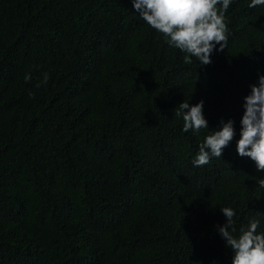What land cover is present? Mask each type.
I'll list each match as a JSON object with an SVG mask.
<instances>
[{"label": "trees", "instance_id": "trees-1", "mask_svg": "<svg viewBox=\"0 0 264 264\" xmlns=\"http://www.w3.org/2000/svg\"><path fill=\"white\" fill-rule=\"evenodd\" d=\"M250 3L232 0L224 50L198 66L132 0H0V264H232L224 207L237 235L264 232V171L236 150L264 75ZM201 100L208 129L183 132L174 110ZM229 119L222 157L195 167Z\"/></svg>", "mask_w": 264, "mask_h": 264}, {"label": "clouds", "instance_id": "clouds-1", "mask_svg": "<svg viewBox=\"0 0 264 264\" xmlns=\"http://www.w3.org/2000/svg\"><path fill=\"white\" fill-rule=\"evenodd\" d=\"M139 16L154 30L161 33L170 47L185 53L184 62L191 64L192 58L199 65L212 63L214 50L223 51L227 43L228 25L225 13L232 0H132ZM264 5V0H251L249 7ZM219 44L220 48L216 49ZM47 77H45V82ZM251 92L244 97V112L240 120L239 140L236 150L239 156L249 157L258 171H264V75L258 83L251 85ZM204 101L194 105L182 102L174 110L183 119V132L199 133L208 129V121L203 115ZM236 136L234 121L221 120L219 130H212L193 161L195 167L206 165L213 157L221 158L223 149ZM264 187V179H260ZM226 218L218 226L219 235L225 246L233 252L232 264H264V232H257L258 219H251L247 226L235 227V210L221 208Z\"/></svg>", "mask_w": 264, "mask_h": 264}]
</instances>
